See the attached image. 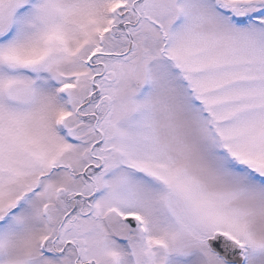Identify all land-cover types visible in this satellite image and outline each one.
I'll return each instance as SVG.
<instances>
[{
  "label": "snow or ice",
  "instance_id": "1",
  "mask_svg": "<svg viewBox=\"0 0 264 264\" xmlns=\"http://www.w3.org/2000/svg\"><path fill=\"white\" fill-rule=\"evenodd\" d=\"M0 264H264V0H0Z\"/></svg>",
  "mask_w": 264,
  "mask_h": 264
}]
</instances>
